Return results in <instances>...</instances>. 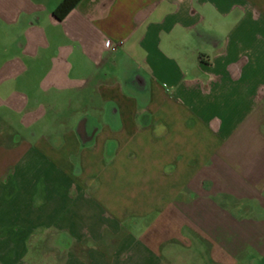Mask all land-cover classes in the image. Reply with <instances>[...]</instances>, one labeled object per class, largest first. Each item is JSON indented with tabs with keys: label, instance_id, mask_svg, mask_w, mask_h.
Returning <instances> with one entry per match:
<instances>
[{
	"label": "crops",
	"instance_id": "1",
	"mask_svg": "<svg viewBox=\"0 0 264 264\" xmlns=\"http://www.w3.org/2000/svg\"><path fill=\"white\" fill-rule=\"evenodd\" d=\"M0 0V264H264V0Z\"/></svg>",
	"mask_w": 264,
	"mask_h": 264
},
{
	"label": "trees",
	"instance_id": "2",
	"mask_svg": "<svg viewBox=\"0 0 264 264\" xmlns=\"http://www.w3.org/2000/svg\"><path fill=\"white\" fill-rule=\"evenodd\" d=\"M81 0H63V2L55 9L54 15L57 19L63 20L80 2Z\"/></svg>",
	"mask_w": 264,
	"mask_h": 264
}]
</instances>
